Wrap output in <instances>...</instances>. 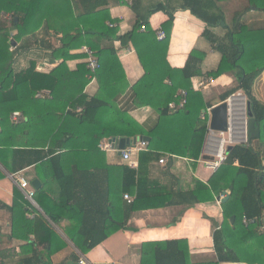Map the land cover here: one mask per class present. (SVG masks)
<instances>
[{
  "label": "trees",
  "instance_id": "16d2710c",
  "mask_svg": "<svg viewBox=\"0 0 264 264\" xmlns=\"http://www.w3.org/2000/svg\"><path fill=\"white\" fill-rule=\"evenodd\" d=\"M223 1L229 0H183V9L189 10L205 24L202 36L220 56L219 64L214 70L203 72L205 53L198 50L191 52L182 69L168 66L166 51L173 17L170 16L162 26L166 33L163 41L157 40L156 32L148 23L151 15L163 9L160 5L149 10L147 17L143 21H138L129 34L118 36L116 28H110L106 24L111 22L108 14L101 23L80 25L73 16L70 0H31L27 4H21L22 10L20 6L15 12L11 10L13 18L9 22H4L1 12L7 10L9 2L5 0V4H0V104L5 103L9 113L13 111L21 113V122L11 126L12 136L21 133L29 142H35L31 146H24L29 142L16 145L46 147V152L37 153V162L48 159L53 176L56 178L66 176L63 166L66 157L79 156L82 153L99 154L98 145L103 138L130 141L141 135L131 126L104 123L103 116L109 109V104L94 98L87 100L83 96L89 73L83 48L88 47L95 53L99 63L95 73L96 81L99 89L112 99L123 92L127 82L115 48L102 45L104 42L108 44L114 41L121 44L130 42L144 70L143 77L133 86L134 105L138 108L149 107L160 115L159 123L149 132L148 149L138 155L137 169H130L125 165L105 168V174L112 170V174L109 173L112 176L115 170L118 176H127L133 181L135 177L146 175L150 164L158 163L165 154L170 159L174 156L191 160L200 158L208 122V116L202 115L201 110L210 106L204 103L199 92L193 91L191 80L195 77L216 79L222 75L233 77L237 87L225 94L223 99L236 91L243 93L249 104L248 111L258 120L259 137L253 139L250 145L232 146L226 154L225 162L206 183L196 180L192 189L179 190L175 193L165 188L162 192L165 196L161 195L160 198L157 196L156 199L160 201L158 206L162 207L172 205L194 207L197 204L212 202L223 191H228L229 199L221 205L222 225L213 234L217 259L215 264L235 262L259 264L260 252L264 264V104L254 98L252 91L254 82L264 69V29L252 30L242 23L243 16L250 10L264 13V0H247L245 13L242 11L237 14L232 26L226 25L219 8L218 3ZM80 3V11L85 14L92 13L99 5L96 0H80ZM43 7L48 13L47 30H53L55 34L60 35L59 47L54 49L53 56L62 62L48 74L37 72L35 64H31L26 70L15 72V53L11 41L18 42L40 27L42 21L36 17ZM141 26H144L145 30L142 31ZM217 29H224L225 34H218ZM13 31H16V34L11 36ZM20 48L17 47L16 50ZM69 61H79V64L77 63L76 68L71 70L67 64ZM41 90L49 91L50 98L46 96L42 99L35 98L36 93ZM180 90L186 91V104L183 108L172 111L168 105L178 101L175 95ZM60 95L63 98L57 100ZM69 106L73 109L81 108L82 112H67ZM39 109H45L46 116L35 117L34 114ZM2 120L0 112V122ZM15 142L16 140L12 143ZM91 168L76 166L70 173L72 176H101L104 173V170L97 166L92 168L94 172L90 173ZM138 182L140 183V178ZM85 184L82 178L77 184L81 193H84ZM126 191L129 193L128 189H125ZM19 198L24 202V196ZM145 198L139 190L126 206L125 216L121 221L109 210L97 214L82 212L80 227H86L84 222L90 220H101L106 226L111 224L112 229L105 232L100 239L103 241L110 233L125 228L130 213L137 208L136 204ZM44 211L52 223L59 222L54 213L48 209ZM21 214L24 216L22 212ZM243 218L247 221L245 224ZM25 224L29 225L28 222ZM47 224V221L42 224L43 229L52 237L53 232ZM82 230L79 228V231ZM83 235L84 240L80 235L82 243L75 242V247L81 254L87 253L97 245L87 242L93 240L92 235L86 233ZM16 236L13 231L12 237ZM250 243H254L255 246ZM31 245L33 244L26 248ZM239 245L246 246L247 250L240 252ZM254 247L255 250H251ZM151 248L154 250L156 264L186 263L183 259L178 260L179 254L185 255L180 241L154 244ZM54 251L47 250V258ZM46 264H50V260H47Z\"/></svg>",
  "mask_w": 264,
  "mask_h": 264
},
{
  "label": "crops",
  "instance_id": "0c3cea01",
  "mask_svg": "<svg viewBox=\"0 0 264 264\" xmlns=\"http://www.w3.org/2000/svg\"><path fill=\"white\" fill-rule=\"evenodd\" d=\"M7 1H9L6 6L7 10L1 12L4 22H9L13 18L11 10L17 11L19 6L22 10V5L31 0ZM70 1L73 16L80 25L101 23L108 14L115 23L114 28L118 36L129 34L138 21H143L147 17L149 10L160 5L163 9L151 15L148 23L150 28L156 32L162 28L170 16L173 17L166 51L168 66L182 69L194 50L205 53L202 64L203 72L214 70L219 64V54L202 36L205 24L193 16L189 10L183 9V0H96L99 5L89 14L80 11V0ZM0 4H5V0ZM218 5L224 15L226 25L232 26L236 15L247 8L248 2L247 0H229L218 3ZM47 14L44 7L40 8L38 17H36L42 21L40 27L33 34L18 42L12 40L15 72L26 70L31 64H35L37 72L48 74L62 62L61 59L53 56L54 49L59 47L60 35L55 34L53 30H47ZM242 23L252 30L264 29V13L250 10L243 16ZM216 32L221 35L225 34L224 29H217ZM15 34L16 31L11 32V36ZM106 45L115 48L127 85L120 95L109 99L99 89L96 78L93 82L87 79L83 96L87 100L94 98L109 104L110 107L103 116L104 123L131 126L141 133L139 137L132 138L129 144L138 143L139 140L134 141L136 138L149 140V132L159 123L160 115L149 107L138 108L134 105L133 86L143 77L144 70L130 42L124 44L119 41L109 44L104 42L102 46ZM17 47L21 48L16 50ZM78 62L69 61L67 63L69 69L74 70ZM191 83L193 91L199 92L204 103L210 106L201 110L202 115L208 116V122L200 158L191 160L174 156L170 159L165 154L169 159L167 160L165 156L161 157L165 160L164 165L150 164L147 174L135 177L133 181L127 176H118L115 170L112 176L109 175V173L112 174V170H108L105 174L106 167L113 168L127 166V164L121 161L117 153L101 150L99 154L85 155L82 153L79 156L66 157L63 162L66 176L56 178L53 176L48 159L37 162V153L46 152V147H24L34 145L35 142H29L21 133L15 137L12 136V124L21 122V119L14 122L11 114L19 111L9 113L8 106L5 103L0 104L3 117L0 122V264H46L47 260H50V264H78L80 256L93 264H156L154 250L151 246L171 241H180L185 255L179 254L178 260H185V264H215L217 259L213 234L220 229L223 222L221 194L212 202L197 204L194 207L158 206L160 201L156 197L165 196V193H162L165 188L173 193L179 190H190L194 187L196 180L206 183L216 172L205 166L206 161L214 159L208 153L207 145L214 146L217 141L216 137L210 135L209 130L211 108L228 99L232 100L238 118L236 126L240 128L243 139L236 140L234 131L232 141L226 145V148L249 144L247 133L249 104L241 91H236L225 100L223 99L225 94L237 87V82L229 75H222L216 79L195 77ZM252 91L254 98L264 104V69L254 82ZM49 94V91L41 90L36 93L35 98L42 99L45 96H51ZM62 98L63 96L60 95L57 100ZM34 115L41 118L46 116V111L39 109ZM224 135H220L217 139L221 137L227 139L228 135ZM106 139L108 138L101 139L99 144ZM244 139L247 143H244ZM14 140L16 142L12 143ZM21 142L29 143L24 146L16 145ZM10 145L12 146L9 147ZM76 166L79 168H96L97 166L103 169L104 173L101 176H72L70 172ZM92 168L90 173L94 172ZM15 174L25 179L29 187L34 190L36 206L20 200L19 197L23 195L13 181L12 175ZM81 178L86 183L84 193H81L77 187ZM138 178H140V183ZM33 181L38 182V189L32 186ZM125 189H128L129 193L125 192ZM139 190L146 198L136 204L137 208L130 213L124 229L114 231L105 240L100 241L103 234L112 229L111 224L106 226L101 220H90L84 222L86 227H80L82 212L97 214L100 211L109 210L115 213L116 218L121 221L124 219L128 205L123 198L124 195L130 196L133 200ZM226 192L229 196V192ZM44 209L54 213L59 218V222L52 223L45 215ZM13 219H15L14 222ZM46 221L48 228L53 232L52 237L43 229L42 224ZM79 228L83 230L79 231ZM13 231L17 234L14 238L12 237ZM82 232L92 235L93 240L87 241L88 243L97 244L85 254H81L75 247V242L82 243L84 240ZM30 244H33L32 248H26ZM62 244L64 245L61 246ZM49 249L52 252L55 251L47 258L46 253Z\"/></svg>",
  "mask_w": 264,
  "mask_h": 264
},
{
  "label": "built area",
  "instance_id": "2783aa9c",
  "mask_svg": "<svg viewBox=\"0 0 264 264\" xmlns=\"http://www.w3.org/2000/svg\"><path fill=\"white\" fill-rule=\"evenodd\" d=\"M111 20V18H110ZM108 26L110 28H114L115 27V23L113 20H111V22H108ZM142 31L145 30L144 26H141L140 28ZM156 38L159 41H163L166 38V33L162 30V28H159L156 31ZM83 52L86 56V69L88 70V75H87V79L90 82L95 81V73L99 68V63L97 58L95 57V53L88 47H84L83 48ZM46 94V93H44ZM38 96H41V94H38ZM176 99H178L177 102H171L168 105V108L170 110H178L181 109L185 106L186 104V91L185 90H180L176 93L175 95ZM228 104H229V108H228V132L226 133L228 135L227 139L221 138L218 140H221V142L216 141V144L214 146L208 144L207 145V151L210 155H212L214 157V159L212 161H206L205 162V166L213 171H216L224 162L226 159V145L231 143L232 141V136H233V132L235 131L236 125H237V113L235 111L234 105L231 102L232 100L228 99ZM67 112H75V113H81L82 109L81 108H76L73 109L70 106L67 107ZM11 119L14 122H18L21 119V114L19 112H14L11 114ZM221 136H223L224 134H220ZM118 143H119V139H106L103 140L99 145L98 148L101 151H105V152H115L119 155L120 159L122 162L126 163L127 166L130 169H137L138 167V153L142 152V151H146L147 149V142L141 141L139 140L138 143L135 144H129L128 146H126L124 149H119L118 148ZM244 143H247V140L244 139ZM158 163L160 165H164L165 164V160L164 159H160L158 161ZM13 176V181L15 182V184L17 185V187L19 188V190L22 192L24 199L29 202L32 206H36L35 203V192L33 189H31L29 187L28 182L21 178L18 177L16 174L12 175ZM124 200H126L128 203H130L132 201V198L128 195H124ZM243 222L244 224L247 222L245 218H243ZM78 264H93L89 261H87V259L83 256H80L78 259ZM222 264H247V263H222Z\"/></svg>",
  "mask_w": 264,
  "mask_h": 264
},
{
  "label": "water",
  "instance_id": "95a60500",
  "mask_svg": "<svg viewBox=\"0 0 264 264\" xmlns=\"http://www.w3.org/2000/svg\"><path fill=\"white\" fill-rule=\"evenodd\" d=\"M11 44L13 46L14 42L11 41ZM228 108H229V104L227 100L211 108V110L209 111V116H210L209 130L211 132H216L219 134H226L228 132ZM248 117L249 119L247 123V133L249 136L248 143L250 144L253 139H256L259 137V129L257 127L258 120L252 116L250 111L248 113ZM136 140H141L144 142L149 141L147 138H136L134 141ZM128 145H129V140L119 139L118 148L120 150L124 149ZM229 150H230V147L226 149V153H228ZM32 186L35 189L39 188L37 181H33ZM221 197H222L220 199L221 204H224L229 199L228 193L226 191H223L221 193Z\"/></svg>",
  "mask_w": 264,
  "mask_h": 264
},
{
  "label": "rangeland",
  "instance_id": "374dc122",
  "mask_svg": "<svg viewBox=\"0 0 264 264\" xmlns=\"http://www.w3.org/2000/svg\"><path fill=\"white\" fill-rule=\"evenodd\" d=\"M236 104H237V102H235ZM242 103H243V101H242ZM245 105V104H244ZM236 128H237V126H236ZM235 139L236 140H238V139H243L242 138V136H243V134L240 132V128H237V129H235ZM210 135L211 136H213V137H216L215 139L218 141V137L220 136L219 135V133H216V132H211L210 133ZM224 136H227V135H224ZM222 138V137H221ZM220 138V139H221ZM250 244H252L253 246H255L254 245V243H250ZM238 250L240 251V252H243V251H246L247 250V247L246 246H244V245H239V247H238ZM251 250H255V247L253 248V249H251ZM260 254V256H258V263L259 264H262V257H263V255H262V253L260 252L259 253ZM242 255V254H241Z\"/></svg>",
  "mask_w": 264,
  "mask_h": 264
},
{
  "label": "bare ground",
  "instance_id": "6f19581e",
  "mask_svg": "<svg viewBox=\"0 0 264 264\" xmlns=\"http://www.w3.org/2000/svg\"><path fill=\"white\" fill-rule=\"evenodd\" d=\"M218 142H221V140H218Z\"/></svg>",
  "mask_w": 264,
  "mask_h": 264
}]
</instances>
